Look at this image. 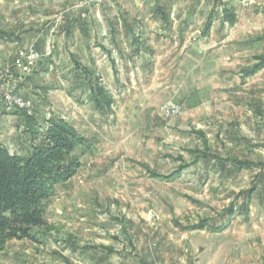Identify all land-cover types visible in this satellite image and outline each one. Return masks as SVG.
Masks as SVG:
<instances>
[{
	"label": "rangeland",
	"instance_id": "obj_1",
	"mask_svg": "<svg viewBox=\"0 0 264 264\" xmlns=\"http://www.w3.org/2000/svg\"><path fill=\"white\" fill-rule=\"evenodd\" d=\"M80 1L95 0H0V111L7 112L1 94L15 83L32 114L7 113L17 114L18 136L28 146L22 114L36 117L40 126L50 113L57 114L83 133H92L84 128L82 116H93L94 109L82 113L78 102L80 89L90 92L91 87L80 85L77 73L73 87L68 88L67 81L70 63L78 62L83 51L90 52L80 40L82 26L71 25L73 17L86 11L75 8ZM101 1L117 7H102L103 19L88 30L94 32L95 45H114L120 82L111 85L106 74L101 78L111 85L106 91L119 103L118 116L99 118L96 129L107 133L108 141L98 140V147L83 156L77 175L58 188L47 205L46 226L33 231L36 240L11 241L0 253L1 262L233 264L234 259L236 264H264V232L243 226L246 201L237 198L254 188L255 196L264 192V175L257 179L255 169L225 161L235 157L264 163V71L242 78L244 70L264 56V0ZM158 8L170 15L165 31L178 34V40L189 24L182 38L192 45L201 39L211 14L214 24L222 22L224 10H231L235 23L219 27L220 34H227L225 47L206 43L179 50L178 57H130L131 51L123 49L126 39L147 35L161 19ZM30 48L39 59L28 73L19 69L16 59ZM46 87L50 90L42 91ZM73 90L69 101L66 93ZM169 104L179 105L181 113L167 116L162 108ZM9 121L2 122L0 139L10 143L13 153L24 155L28 148L25 151L7 130L14 124ZM205 142L211 157L195 163L198 154L191 151H202ZM182 164L189 167L171 182L148 173L170 175ZM202 220L211 225L235 222L239 231L249 234L234 237L225 231L187 229Z\"/></svg>",
	"mask_w": 264,
	"mask_h": 264
},
{
	"label": "trees",
	"instance_id": "obj_2",
	"mask_svg": "<svg viewBox=\"0 0 264 264\" xmlns=\"http://www.w3.org/2000/svg\"><path fill=\"white\" fill-rule=\"evenodd\" d=\"M156 15L166 25L170 24V15L164 8H158ZM213 19L214 15L211 14L200 34L201 38L210 35ZM222 22L229 25L235 23V16L231 10H224ZM188 28L189 24L181 29V41L184 40L183 33ZM256 61H258L257 64L244 70L243 79L252 78L264 71V56H258ZM75 68L78 73L79 62L75 61ZM83 73L91 87L90 98L96 107L102 109L105 105L111 108L114 99L101 85L96 73L92 70L86 72L83 70ZM49 90V87L42 89L45 92ZM22 117L25 121V134L29 144L26 154H13L7 147L0 146V252L4 251L13 240H36L33 231L46 226L47 205L57 196L58 186L69 182L77 175L83 166V156L92 152L94 148V145L71 122L57 114H51L44 126H40L36 117L23 114ZM202 148V151H191L193 154H198L195 163L203 157H211L207 142L203 143ZM225 161L238 168L264 169V163L256 164L235 157H228ZM188 167L189 164H182L170 175H161L150 169L148 173L151 178L171 182L178 179ZM255 190L254 188L237 196V198L245 197L246 204H244L243 212L246 214L249 213V202ZM189 200L194 204L198 203L193 199ZM234 205L235 203L228 211L230 217L234 214ZM229 226V221L217 226L202 220L187 229H209L219 233L226 231Z\"/></svg>",
	"mask_w": 264,
	"mask_h": 264
},
{
	"label": "crops",
	"instance_id": "obj_3",
	"mask_svg": "<svg viewBox=\"0 0 264 264\" xmlns=\"http://www.w3.org/2000/svg\"><path fill=\"white\" fill-rule=\"evenodd\" d=\"M91 1H80L77 2L78 4L75 6V8H81V9H86L85 12H83L80 16H76L73 17L75 22H72L71 25H81V31H79V33L81 34L80 36V40L83 41V43H85V47H88V51L86 50L83 51V53L81 55H79V59L78 62L80 64V68L78 73L76 72V68H75V62L70 63V66L68 67V71H70V76L68 77V88L73 87V77L75 73H77L78 78H79V84L80 85H88V80L85 78L83 70L86 72L88 70H92L93 72L96 73L97 77L100 78V82L101 85L107 90V84L104 83V80H102L101 76H103V74L107 75V81L112 84H118L120 82L119 76H118V71H119V62L116 56H114V52L115 49L114 45L112 44L113 42V35L110 34V37L107 38V40L111 41V48L109 49L108 47L105 46H98L95 45V35L94 32L90 31V28L88 30V26L91 25V23H96L97 21H101L103 19V14L101 12V8L109 5L112 8L116 9V5L113 4L111 1L109 2H103L101 0H95L93 3H90ZM90 5H93V7H90ZM177 7V6H176ZM175 8V7H174ZM90 9H94V11L90 10ZM173 9V8H172ZM77 20V21H76ZM70 21H72L70 19ZM164 23L163 20L161 19H156L154 22L153 27L150 29V32L147 33V35L143 36H139L136 34V36L134 35L133 37H128L126 39V41H128V44H124V48L126 50V52H130V57H133L134 55L136 56H145L146 57H178V51H184V49H191V47H195V46H201V44H206V43H213L208 47L214 46V45H219L221 44L222 47L224 46V39H225V34H220V29L219 27H223L221 21L215 22L213 24L211 33L208 37L206 38H201V39H194L193 41L195 42L194 45H192V41H188L190 42V44L187 45V40H183L181 41L180 38L178 40V34H172V33H168L165 31V28L167 27V25ZM172 25V24H171ZM72 27V26H71ZM74 27V26H73ZM217 27V28H216ZM70 32V31H69ZM71 34V33H70ZM132 36V35H131ZM184 44V45H182ZM182 45V46H181ZM110 47V46H109ZM93 49L94 51L90 50ZM123 50V51H125ZM134 54V55H133ZM101 55V56H100ZM122 64L128 65V62H123ZM121 64V65H122ZM150 65V62H147V66ZM48 68H46V71ZM263 72V71H262ZM261 73V72H260ZM109 84V87L111 86ZM67 97H69V101L71 97H74V90L71 92L69 91L68 93H66ZM87 97H89L88 99H86ZM86 99V100H85ZM79 104L80 106H82L81 108L82 113L83 111L88 110V107H92L94 109V115L93 116H87L84 115L82 116V122L84 123V128L85 129H90L91 130V134L89 133H83L80 128L78 129L74 124V126L79 130V132L86 137L95 147H98V140H102V141H108V135L106 134H100L98 133L96 127L99 126V118L101 116L104 117L105 116H118V114L116 113L117 108L119 107V103L114 102L112 107L109 108L107 106L104 105V107L102 109H98L94 103V101L90 98V92H88V90H86L85 88H81L79 91ZM0 106H2V102H0ZM1 113L4 114V116H1ZM52 113H50L51 115ZM11 119L12 121H9V123H14L13 127H6L8 131H10L12 137H15V141L17 142L20 141V136H18V132H19V127H18V123L16 122V118H17V114H10L4 111H0V127L3 126V121L5 119ZM65 119V117H63ZM16 123V124H15ZM2 130H0V137L2 134H4V128H1ZM99 134V135H98ZM25 141H27L25 139ZM13 143V142H12ZM20 143L23 144V146L25 147V151L26 148H28L27 144H24L22 141H20ZM4 145L9 147L10 152L13 153V149L10 147V143H5L3 140L0 139V146ZM13 146V145H12ZM18 147V146H17ZM19 149L21 148L22 150L24 149L23 147H18ZM16 150V149H15ZM22 152V151H21ZM17 150V153H20ZM16 154V153H13ZM251 161H254L255 163H258L259 161L250 159ZM256 172V177L257 179H261L260 177H262V175H264V171H261V169H255ZM71 181V180H70ZM69 181V182H70ZM68 183V182H67ZM264 184V181L262 182ZM66 184V183H64ZM63 185V184H61ZM59 185L58 188L61 186ZM264 192H260L257 196H255V193L252 196V199L250 200V203L252 205V207L250 206L249 209V213L246 214L243 212V216H240V218L244 219V225L243 226H247L249 225L250 227H252L253 229L256 228H260V230H262V232H264ZM245 199V198H244ZM246 201V199H245ZM246 203V202H245ZM255 206V207H254ZM239 218L236 219V222H238ZM227 222V221H226ZM234 222V221H233ZM240 223V220H239ZM223 225V224H221ZM220 226V225H217ZM242 227V226H241ZM249 228V227H248ZM252 228H249L250 231L252 230ZM252 232V231H251ZM223 233H232L231 235H233L234 237L237 236H241L242 235H248L249 233H243L241 231L238 230V225L232 223L228 229L223 232ZM13 241H20V240H13ZM8 247V246H7ZM7 249V248H6ZM5 249V250H6ZM4 250V251H5ZM4 251L0 252L3 253ZM233 264H236V260H232L231 261ZM0 264H3L0 260Z\"/></svg>",
	"mask_w": 264,
	"mask_h": 264
},
{
	"label": "built area",
	"instance_id": "obj_4",
	"mask_svg": "<svg viewBox=\"0 0 264 264\" xmlns=\"http://www.w3.org/2000/svg\"><path fill=\"white\" fill-rule=\"evenodd\" d=\"M248 1V0H247ZM39 55L33 50V48L23 50L19 53L16 59V65L18 64L19 69H23L25 72H32L38 63ZM16 84H12L11 89L3 91L1 99L5 103L7 112L13 113L17 110H28V114H32L30 102L24 100L21 94L15 91ZM163 111L167 116H175L181 113V107L179 105H165Z\"/></svg>",
	"mask_w": 264,
	"mask_h": 264
}]
</instances>
